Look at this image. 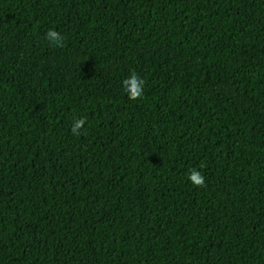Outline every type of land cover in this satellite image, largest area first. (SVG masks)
I'll return each instance as SVG.
<instances>
[{"label": "trees", "instance_id": "16d2710c", "mask_svg": "<svg viewBox=\"0 0 264 264\" xmlns=\"http://www.w3.org/2000/svg\"><path fill=\"white\" fill-rule=\"evenodd\" d=\"M0 264H264V0H0Z\"/></svg>", "mask_w": 264, "mask_h": 264}, {"label": "clouds", "instance_id": "9594fccd", "mask_svg": "<svg viewBox=\"0 0 264 264\" xmlns=\"http://www.w3.org/2000/svg\"><path fill=\"white\" fill-rule=\"evenodd\" d=\"M47 37L51 38L52 40L56 41L60 46H62V37L60 34L54 30H49L47 33ZM145 81L141 79L135 72L131 74V77L128 79H125L123 84L125 91L128 93V98L130 100H137L142 97L143 95V85ZM85 124L84 119H80L75 122L74 127L72 128V131L74 134H78V129H81ZM189 180L198 187L204 186V177L199 171L192 170V172L189 175Z\"/></svg>", "mask_w": 264, "mask_h": 264}, {"label": "rangeland", "instance_id": "374dc122", "mask_svg": "<svg viewBox=\"0 0 264 264\" xmlns=\"http://www.w3.org/2000/svg\"><path fill=\"white\" fill-rule=\"evenodd\" d=\"M195 58L197 61L199 62H203L204 61V52L203 51H197L196 52V55H195Z\"/></svg>", "mask_w": 264, "mask_h": 264}]
</instances>
